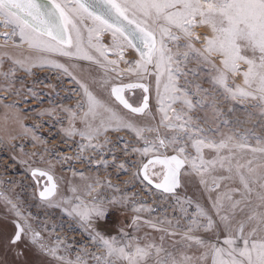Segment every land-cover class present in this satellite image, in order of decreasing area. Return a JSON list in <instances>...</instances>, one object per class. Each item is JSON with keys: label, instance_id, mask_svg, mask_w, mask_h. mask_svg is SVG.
Here are the masks:
<instances>
[{"label": "snow or ice", "instance_id": "6c2138e0", "mask_svg": "<svg viewBox=\"0 0 264 264\" xmlns=\"http://www.w3.org/2000/svg\"><path fill=\"white\" fill-rule=\"evenodd\" d=\"M0 28L6 30L0 33V91L21 95L17 72L34 76V69H49L61 85L68 78L76 86L69 89L80 97L74 106L37 112L61 123L65 141L79 137L76 156L45 147L56 156L46 159L21 144L27 159L20 163L41 205L60 208L101 250L89 252L85 245L72 258L71 245L58 236L46 241L47 225L34 227L36 217L5 189L0 204L15 219L0 245L17 264H264V0H0ZM128 50L135 59L126 58ZM137 90L141 98L133 101ZM27 92L39 99L33 88ZM4 99L0 143L30 137L33 146L46 145L37 126H26L23 111ZM125 131L141 146L125 142L123 154L136 159L109 165L104 157H117L108 134ZM86 151L99 154L93 159L104 171L130 173L126 184L135 181L172 199L178 215L153 217L158 209L137 203L138 193L107 197L102 189L120 192L119 186L74 167L62 191L65 178L56 166L91 164ZM33 157L47 167L33 166ZM189 187L192 196L179 194ZM129 205V224H120L116 235L101 231L113 209ZM144 227L158 239L139 235ZM29 249L31 262L24 259Z\"/></svg>", "mask_w": 264, "mask_h": 264}, {"label": "rangeland", "instance_id": "374dc122", "mask_svg": "<svg viewBox=\"0 0 264 264\" xmlns=\"http://www.w3.org/2000/svg\"><path fill=\"white\" fill-rule=\"evenodd\" d=\"M6 31L3 28H0V33ZM105 42H107L108 38L105 37ZM3 42V38L0 37V43ZM114 58V57H113ZM126 58L129 60L135 59L136 58V53L133 50H128L126 54ZM61 62H64L63 58H60ZM8 65H5V68H7ZM121 67H125V65H121ZM190 68H196L197 65L191 64L189 65ZM35 75L34 76H28L25 72L20 71L17 72V83L16 87L20 88L21 87V81L23 82L24 90L23 92L28 93L27 89L29 87L33 88L38 94H39V99H34L31 94H21L16 96V98H26V97H32L35 101L27 100L25 101V105L28 106L27 108L30 109H35V111H32L31 115L37 116L39 119H42L47 122L49 126H52L54 129L53 124L57 123V120L54 119L51 116H44V117H39L37 115V112L43 111L44 109L54 107L55 105L58 104H64V105H75L74 102H76L77 99H79V95L76 94L74 91H69V89L74 90L76 86L70 81V79L65 78L64 84H60L57 81V74L50 71L49 69H34ZM191 79V77H189ZM33 81H43L42 83H36L33 84ZM150 83L154 84V81H150ZM202 86L205 88H209L210 85L207 83H204L201 81ZM52 84L55 85V89L52 87H46V85ZM59 92V95L57 96L56 93ZM154 95V92H153ZM4 97V95L1 94V97ZM11 96V94H10ZM68 97H73L70 100H73V103H68ZM15 103V102H14ZM17 108L22 109L23 104L18 105L15 103ZM151 105L153 107V110H155V99L154 96L151 98ZM229 105L225 104L224 105V111L227 113ZM1 108V107H0ZM25 115L30 114L29 113H24ZM57 114L59 115V109H57ZM61 115V114H60ZM60 119L64 117L59 116ZM231 118V117H229ZM242 118V117H241ZM35 119V118H34ZM250 126V125H249ZM51 131V130H50ZM53 134V133H52ZM54 135V134H53ZM109 138L112 140V145L117 146V148H122L123 144L125 142H131V145L134 146H141L136 143L133 135L128 134L126 139H119V133H112L109 132L108 134ZM51 138V136L49 137ZM124 142V143H123ZM20 145H24L23 142L19 143ZM4 145L0 146V190H8L10 194L14 195L15 197L19 198V202L23 205L24 211L25 212H30L34 217H36V220L33 221V226L38 228L41 227V225H47L48 231L42 232V235L45 237L46 241L49 243H53L55 241V238L58 236L62 238L64 243L70 244L71 249H70V254L72 258H75V254L77 252H80V250L86 245L88 248L89 252H99L101 251L100 249H97L93 246L92 241L86 236L81 228H76L78 224H75L76 222L73 220H70L69 218L66 219H61V218H56V216H48L45 215L43 216L42 213L39 210L40 207V201L38 198V190L34 187L32 180L29 177L28 170L25 166L23 170H19L18 173H21L19 176L18 175H12V178H9L7 174L9 173V163H16L20 161L21 159H27L23 155V153L20 151L13 152L12 150H7L5 148L4 150ZM33 150L28 153H36L35 148L32 147ZM26 152L27 149H24ZM38 153V151H37ZM117 154V153H116ZM15 157V160L13 159ZM37 159L39 161L38 157H33V160ZM47 159H52L55 160V156L53 153H47ZM117 161H120L116 159ZM31 163V161H29ZM36 165V164H35ZM39 166H46L45 164L38 163ZM12 171V170H10ZM132 171V169H131ZM134 171V169H133ZM11 180L10 184H7L6 181ZM25 184L28 187V191H26V198L29 200L28 202L23 201L21 198L25 195L23 192L25 190V187L23 186ZM8 187V189H7ZM22 188V189H21ZM195 189L192 187H189L186 190V193L184 190H180L179 194L181 196H184L185 194L192 196L194 193ZM35 194V195H34ZM128 194H131L129 192ZM144 194L146 195L145 198H143L142 201H146L148 205H150L153 208H157L158 210L151 215L153 217H160L163 218L165 215H168L169 217H172L174 215H178V213L174 212L171 205L173 204L172 199L168 200H163L157 193L152 192L151 194L144 190ZM138 201L137 203H139ZM26 204H33L28 207H26ZM129 209H131V205H129ZM121 213H123L120 216H117L116 209H113L112 214L106 224H102L100 226L101 231H103L104 228H106V234L107 235H116L118 234V228L120 224L127 225L130 223V219L133 215L132 211L130 210L129 212H125L124 209H120ZM118 211V210H117ZM53 214V213H51ZM145 218H148L149 214L148 213H143L142 214ZM15 219V217L8 213L7 210L5 209L3 204H0V238L6 237L10 235L13 231V225L12 221ZM182 223L184 222L183 220L181 221ZM53 225L56 226L55 232H52V227ZM63 225V227H61ZM105 227H104V226ZM59 230L61 233H57L56 231ZM129 233H131V229L127 228L125 229ZM52 232L51 239L49 240V233ZM145 233L150 234L153 238L158 239L159 233L155 232L152 229H149L147 227L142 228L141 233L139 235H144ZM25 260L31 262L32 260L35 259V257L32 254V250L29 249L26 253V256L24 258ZM0 260L7 261V264H17L16 259H15V254L12 251H8L3 248L2 245H0ZM89 264H92V261H89Z\"/></svg>", "mask_w": 264, "mask_h": 264}, {"label": "flooded vegetation", "instance_id": "af4514ba", "mask_svg": "<svg viewBox=\"0 0 264 264\" xmlns=\"http://www.w3.org/2000/svg\"><path fill=\"white\" fill-rule=\"evenodd\" d=\"M15 91V90H13ZM26 92V91H25ZM22 92L21 94L27 95L28 93ZM154 91H150V104H151V98L153 95ZM1 94L4 95V97H6V99L3 100L4 103H17L18 105L23 104V108L21 109L23 111V113H29L27 114V119L24 120V123L26 126H37L36 127V134L38 136H40L42 139L47 140V144L46 145H40L37 144L35 146H33V142L31 140L30 137H19L18 139L12 141L11 143H7V142H3L0 143V146L4 145V150L5 148L7 150H12L13 152L19 151V143L23 142L24 143V149H27L26 152H31L33 150L32 147H36L35 148V152L37 153H43L45 155V158L47 159V153H44V148H50L52 149L58 156H72L75 157L78 151V146H77V141H79V137H76L75 140H67L65 141L64 137L62 136L61 132H60V128H61V123H59L57 121L56 124H53L54 129L52 128V126H49L47 124L46 121L39 119L37 116L31 115L32 113V109L27 108L28 106L25 105V101L27 100H31V101H35L32 97H26V98H16V96L18 95H14L12 93H8V92H4V91H0V97ZM11 94V96H10ZM3 97V96H2ZM141 98V93L139 90H137V92L135 93V95H133L131 97V99L133 101H139V99ZM73 103V100H68V103ZM21 103V104H20ZM71 103V104H72ZM75 104V102H74ZM67 106H74V105H67ZM5 112V109H3L2 107L0 108V118L3 117V114ZM61 114V115H60ZM59 116L64 117V113L59 111ZM35 118V119H34ZM61 120H64V118H61ZM0 123H2V119H0ZM64 126H66V123L64 124ZM12 127H17L15 125H12ZM51 130V131H50ZM54 135H53V134ZM128 132H119V136L120 138H122L123 140L127 138L128 136ZM132 135V134H130ZM51 136V138H49ZM103 140V137H101V141ZM124 143V142H123ZM13 145H16L17 147H13ZM108 147H112V145H108ZM52 153V152H50ZM117 153V154H116ZM82 155L87 156L90 160H92L93 162L91 164L85 163L82 160H74L71 164H64V165H57L56 166V174L58 176H63L64 182L62 183V191L66 192V189L68 187V181L71 179L72 174L70 171H68L69 167H74L75 169L79 170V171H85L87 175L89 176H95L97 174H99L101 179H106V178H110L111 182L115 185H118L120 188V192H116L113 189H102L101 191L103 192V194L107 197H112V196H119L122 193H138V195L135 196V201H142L143 198L146 197V195L144 194V188L141 184L136 183L135 181H133V183L131 184H126L125 181L131 180V175L130 173H120V175H117V171L118 169L113 168V167H109L107 169V171H104L102 168H99L98 165H96L95 160L93 159V157H95L96 159H100L99 154L98 153H93L92 151H86L84 152ZM115 155L117 157L118 160L120 161H113L112 159V155L111 154H107L104 159H106L109 163V165L113 164V163H119L121 161H127L129 159H136V157L133 156H128L126 157L123 154L122 148H117V146L115 147ZM56 159V156H55ZM36 161V165L34 164L33 166H39L38 163H40L37 159H35ZM9 173L7 174V176H9V178H12V175H20L21 173H18L19 170H23L25 168V164L20 163V161L16 162V163H9ZM39 167H47L46 166H39ZM27 168V166H26ZM131 171V170H130ZM133 171V169H132ZM135 171V169H134ZM11 180L6 181L7 184H10ZM76 183L79 182L78 178L75 181ZM23 186L25 187L24 190V196L21 198L23 201L28 202L29 200H27L26 198V191H28V187L23 184ZM8 189V187H7ZM22 189V188H21ZM67 194V193H66ZM40 204L39 210L43 211L42 215H48V216H56V218H61V219H66L68 218L66 215H64V213L62 212V210L60 208H47L46 206L41 205ZM30 205L33 204H26L25 206L28 207ZM131 209H124L125 212H129ZM41 211V212H42ZM53 213V214H51ZM117 214V216L122 215L123 213H121V210H116L115 212ZM76 224V223H75ZM102 225V224H101ZM104 226V225H103ZM80 226L77 225L76 228H79ZM105 227V226H104ZM38 230L40 229V227L37 228ZM106 228L103 229V232L106 234ZM57 233H61V231L57 230Z\"/></svg>", "mask_w": 264, "mask_h": 264}]
</instances>
